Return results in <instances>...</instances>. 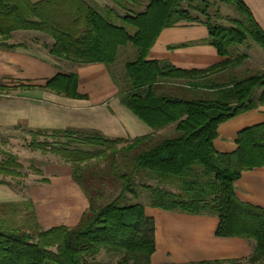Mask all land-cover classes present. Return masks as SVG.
Returning <instances> with one entry per match:
<instances>
[{
    "label": "trees",
    "instance_id": "trees-1",
    "mask_svg": "<svg viewBox=\"0 0 264 264\" xmlns=\"http://www.w3.org/2000/svg\"><path fill=\"white\" fill-rule=\"evenodd\" d=\"M111 1L124 11L116 15L123 25L110 21L86 0H0L2 47L24 46L5 42L12 32L38 31L52 38L48 49L52 56L78 64L100 62L111 69L112 76L118 49L127 44L134 47L135 58L124 64L126 87L120 89L113 79L120 103L151 129L131 140L109 139L95 130L29 131L58 138L52 144L35 139L30 147L48 150L70 163L71 177L88 206L72 227L28 231L0 216V264H88L87 259L100 250L119 254L116 264H150L155 247L152 231L148 235L141 229L145 206L129 203L127 196L136 195L137 175L176 184L172 191L142 181L150 208L214 215L218 219L215 236L252 240L248 261L264 264V207L240 201L234 190L242 171L264 165V123L238 132L232 153L216 152L212 143L220 123L264 104V71L239 77L236 70L247 55L231 50L249 39L264 51V31L244 0H219L233 5L239 14V18H228V26L211 21L208 9L213 0H147L143 9L134 8L141 0ZM183 22L205 25V42L223 59L191 70L164 60H147L161 30ZM126 25L133 28L132 33ZM171 84L178 87L174 90ZM76 86V75L69 73L57 74L42 88L84 98ZM0 90L6 87L0 84ZM170 128L174 131L170 136L156 137V132ZM93 159H103L107 165L100 167L91 163ZM19 167L9 155L0 160V175H17Z\"/></svg>",
    "mask_w": 264,
    "mask_h": 264
},
{
    "label": "crops",
    "instance_id": "crops-1",
    "mask_svg": "<svg viewBox=\"0 0 264 264\" xmlns=\"http://www.w3.org/2000/svg\"><path fill=\"white\" fill-rule=\"evenodd\" d=\"M86 1L116 25H123L116 15L122 16L124 11L111 0ZM244 1L264 31V0ZM146 2L141 0L134 8L143 9ZM125 27L128 32H133L132 27ZM207 36V28L201 23L183 22L164 28L149 49L146 59L164 60L184 70L206 68L223 59L212 45L205 42ZM5 42L24 46H0V80H11L14 81L11 86L23 84L29 88H16L10 94L0 95V128H21L33 132L95 130L106 138L125 140L151 133L147 125L120 103L119 87L109 71L111 69L105 64H78L56 58L48 51L53 43L52 38L38 31L18 30L12 32ZM127 46L120 47L118 52ZM69 73L76 75V91L84 98H72L42 88L57 74ZM176 86L169 85L174 90ZM261 123H264V104L220 123L212 142L214 150L219 153L234 152L238 132ZM59 183L67 184L73 191V204L70 203V206L77 210L73 220L63 223L72 227L88 204L82 209L84 194L71 174L55 184ZM234 190L240 201L264 207V165L242 171L234 182ZM148 208L155 220V250L150 256L151 264L239 259L249 257L253 251L254 242L250 239L215 236L218 219L214 215H192Z\"/></svg>",
    "mask_w": 264,
    "mask_h": 264
},
{
    "label": "rangeland",
    "instance_id": "rangeland-1",
    "mask_svg": "<svg viewBox=\"0 0 264 264\" xmlns=\"http://www.w3.org/2000/svg\"><path fill=\"white\" fill-rule=\"evenodd\" d=\"M208 13L213 23L227 26L231 25L228 18H239V14L233 5L219 0H213ZM216 15H218V18ZM130 33H132V30ZM231 50L247 55L236 70L239 77L264 71V51L253 41L248 39L244 44L235 45ZM135 54V48L128 44L127 47L118 52L112 65V73L120 89L126 87L124 64L133 60ZM13 83L14 81L11 80H0V84L6 87V90H0V95H7L15 90L11 86ZM172 133L174 131L170 128V130L160 132L156 137L170 136ZM35 139L39 142L45 141L52 144L58 138L50 133L32 134L27 129L0 128V160L11 155L20 164V167L16 169L17 175H0V181L3 182L0 183V216L9 219L8 224L18 228H28V231H32L36 227L46 229L49 226L52 227V225L62 224L68 226L63 223L73 220L77 210L70 206L71 200H73V191L70 190L67 184L59 183L60 185H56L55 183L61 181L62 177L71 174L70 163L48 150L42 152L39 149L30 147L31 141ZM123 145L124 143L117 144L116 147L120 148ZM91 163H97L100 167L107 165V162L103 159H93ZM43 177H48L49 181ZM142 181L153 185L158 184L172 191H176L177 187L174 181L159 183L156 179H145L141 175H137L133 184L136 195L127 194L129 203L139 202L147 207L145 210L146 218L141 229L148 235L152 231L154 242L155 220L149 212V196L140 187ZM81 203L82 209L88 204L84 195ZM58 222L61 223L58 224ZM119 258V254H110L105 250H100L96 256L88 258L87 262L88 264H116ZM232 260V262H224L223 264H250L248 257ZM174 264L182 263L175 262Z\"/></svg>",
    "mask_w": 264,
    "mask_h": 264
}]
</instances>
